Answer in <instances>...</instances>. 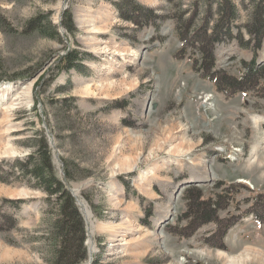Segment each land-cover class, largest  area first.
<instances>
[{
  "label": "rangeland",
  "instance_id": "1",
  "mask_svg": "<svg viewBox=\"0 0 264 264\" xmlns=\"http://www.w3.org/2000/svg\"><path fill=\"white\" fill-rule=\"evenodd\" d=\"M131 1L159 17L155 26L129 17L127 0H0V150L12 149L0 153V187L25 191L0 192L16 221L0 230V264H50L53 198L16 166L39 140L82 216L80 264H227L246 245L264 253V95L216 90L177 36L206 16L211 32L218 0ZM258 2L233 0L244 39ZM252 46L214 44L216 68L239 75ZM263 54L264 40L256 63ZM193 186L227 192L225 234L207 222L181 235Z\"/></svg>",
  "mask_w": 264,
  "mask_h": 264
},
{
  "label": "trees",
  "instance_id": "2",
  "mask_svg": "<svg viewBox=\"0 0 264 264\" xmlns=\"http://www.w3.org/2000/svg\"><path fill=\"white\" fill-rule=\"evenodd\" d=\"M129 2V3H128ZM130 12L129 17L136 23L144 22L155 26V20L159 17L147 16L142 7L131 0H127ZM219 17L212 25V31L207 28L208 16L195 33H184V26L179 24L178 38L187 42L184 51L188 47H195L197 56L192 58L193 69L202 78L213 82L216 90L227 96L238 91H253L257 95H264V63L257 65L258 50L264 40V0L255 4L250 21L244 25L248 38L244 39L241 33L234 29V20L237 17V9L233 0H218ZM212 8V5H211ZM217 8V7H216ZM68 31L72 32V24L66 25ZM235 41L242 47H249L252 44L251 58L240 60L241 73L230 74L216 68L213 58V46L223 41ZM177 58L183 57V53ZM78 55L70 53L65 60L67 65L77 60ZM17 168L23 175L33 179V185H37L45 191L46 196L53 198L51 201L53 213L47 222L46 238L49 242L48 261L50 264H80L85 258L86 247L85 231L82 216L71 193L60 186L58 176L51 162V155L44 140H39L34 153H31L24 162H16ZM218 187V186H217ZM213 197H205L202 189L191 187L185 189L184 197L187 199L185 212L177 219H189L188 225L183 229V234L197 229L200 225L213 222L216 230L225 234L234 222L228 223L219 217V212L228 206L227 192L222 191L214 194ZM10 203L21 200H8ZM14 216L0 208V230L4 226L8 229L15 224ZM176 229V227L174 228ZM181 231V230H180Z\"/></svg>",
  "mask_w": 264,
  "mask_h": 264
},
{
  "label": "bare ground",
  "instance_id": "3",
  "mask_svg": "<svg viewBox=\"0 0 264 264\" xmlns=\"http://www.w3.org/2000/svg\"><path fill=\"white\" fill-rule=\"evenodd\" d=\"M92 30V29H91ZM264 55V54H263ZM4 89L6 91L9 90V86H5ZM0 90H2L0 88ZM25 94H28L29 93V88H26L25 90ZM87 93H88V90H87ZM21 96L23 94H20ZM207 96V95H206ZM18 97L20 96H17V100H18ZM5 98V95H3L0 91V103L1 101ZM22 98V97H20ZM14 99V98H13ZM12 99V101H13ZM28 99V98H27ZM20 103V102H19ZM11 105V104H10ZM9 105V106H10ZM14 109V108H13ZM9 110V109H8ZM180 145V144H179ZM1 148V147H0ZM3 148V147H2ZM10 151H12L11 148L7 147V148H4L3 150H0V153L2 152L3 154L5 153V155L7 153H10ZM126 162V161H125ZM130 163L128 164H125V165H128V166H132L133 163H131L132 161H129ZM0 192H3V193H8L9 195H21V194H25V191H15L14 189L13 190H10L8 188H3V187H0ZM168 209V208H166ZM118 227V226H117ZM140 228H137V231H139ZM149 234V233H148ZM200 254H205V255H210L209 252H203V251H200L199 252ZM264 253L259 251L258 248H255L254 246L252 245H246L243 247L240 255H237V256H227L225 257V262L227 264H264ZM218 257H221L222 258V253L221 254H217Z\"/></svg>",
  "mask_w": 264,
  "mask_h": 264
},
{
  "label": "water",
  "instance_id": "4",
  "mask_svg": "<svg viewBox=\"0 0 264 264\" xmlns=\"http://www.w3.org/2000/svg\"><path fill=\"white\" fill-rule=\"evenodd\" d=\"M263 63H264V56L262 55V56H260V57L258 58V60H257V65H261V64H263ZM187 183H189V182L186 180L185 182L181 183L180 186H183L184 184H187ZM176 191H177V189H176ZM169 215H170V214H168V215L166 216V219L169 218ZM163 220H164V219H163ZM163 220H162V221H163Z\"/></svg>",
  "mask_w": 264,
  "mask_h": 264
}]
</instances>
